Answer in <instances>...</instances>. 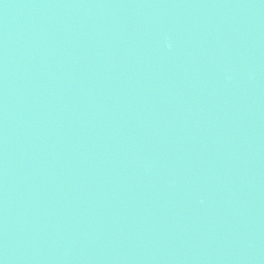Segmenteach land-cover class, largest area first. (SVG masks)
<instances>
[{
	"label": "water",
	"instance_id": "water-1",
	"mask_svg": "<svg viewBox=\"0 0 264 264\" xmlns=\"http://www.w3.org/2000/svg\"><path fill=\"white\" fill-rule=\"evenodd\" d=\"M0 264H264V0H0Z\"/></svg>",
	"mask_w": 264,
	"mask_h": 264
}]
</instances>
